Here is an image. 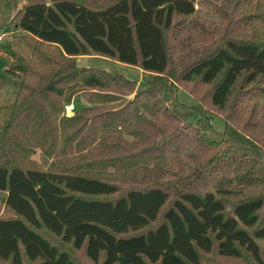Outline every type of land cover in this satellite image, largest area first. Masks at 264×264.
I'll return each instance as SVG.
<instances>
[{"label": "trees", "instance_id": "1", "mask_svg": "<svg viewBox=\"0 0 264 264\" xmlns=\"http://www.w3.org/2000/svg\"><path fill=\"white\" fill-rule=\"evenodd\" d=\"M195 1L0 0V264H79L46 234L98 264H264V4L247 38ZM197 80L222 132L177 99ZM73 96L92 106L66 115Z\"/></svg>", "mask_w": 264, "mask_h": 264}, {"label": "rangeland", "instance_id": "2", "mask_svg": "<svg viewBox=\"0 0 264 264\" xmlns=\"http://www.w3.org/2000/svg\"><path fill=\"white\" fill-rule=\"evenodd\" d=\"M50 3V0H45ZM27 0H15L16 12L19 8L25 4ZM90 3L97 4L95 0H90ZM264 2L258 0H196L195 8L197 9L196 15L189 17V21L200 19L203 25L212 32H215V36L219 33H223L225 37L236 36V37H247L254 35V29L257 28L255 24L256 16L262 11ZM13 11V13H14ZM21 32L17 31L16 35L20 36ZM22 35V34H21ZM13 37L10 33L0 34V46L5 45L8 42L13 41ZM2 48H0V57L5 56ZM77 66H93L108 70L109 72L122 73L125 76L135 80L137 82L136 88L140 85H144V81L148 74L143 72L139 67L125 64L112 60L110 58L89 55L81 56L80 59L75 58ZM73 84L69 85L72 88ZM212 84H204L200 81H188L181 82L176 90L177 99L188 107L195 106L198 102L195 97L191 96L193 94L197 98L201 97L199 102V107L205 110L207 114L211 116V123L213 127L222 132L225 127L224 118L222 113L210 104V91ZM3 93L0 94V100L3 98ZM128 97L132 96V93H128ZM5 97V96H4ZM7 98V97H6ZM4 102V101H3ZM72 103L74 105L73 113H81L86 108L92 104H87L88 102L80 96H73L70 101L66 104ZM93 111H87V113H92ZM72 115V114H68ZM190 120H194L192 116L189 117ZM22 153V152H21ZM20 154V153H19ZM27 160L31 161V165H36L38 167H43V161L41 160V155L39 148H34V150L28 154ZM8 214L4 206L2 194L0 193V216ZM47 237L54 242L59 248L66 250L72 258H74L79 264H98L91 262L86 256L83 249H75L69 243L61 242L57 237L46 234ZM8 263V262H7ZM228 264H242L241 261H236ZM26 264H33L27 261Z\"/></svg>", "mask_w": 264, "mask_h": 264}, {"label": "built area", "instance_id": "3", "mask_svg": "<svg viewBox=\"0 0 264 264\" xmlns=\"http://www.w3.org/2000/svg\"><path fill=\"white\" fill-rule=\"evenodd\" d=\"M74 105L72 104V103H68V104H66L65 105V107H64V113L66 114V115H68V114H73V112H74Z\"/></svg>", "mask_w": 264, "mask_h": 264}, {"label": "crops", "instance_id": "4", "mask_svg": "<svg viewBox=\"0 0 264 264\" xmlns=\"http://www.w3.org/2000/svg\"><path fill=\"white\" fill-rule=\"evenodd\" d=\"M80 59V58H79Z\"/></svg>", "mask_w": 264, "mask_h": 264}]
</instances>
